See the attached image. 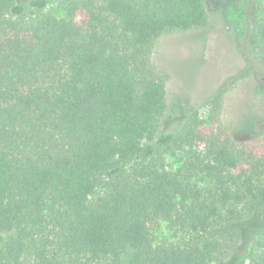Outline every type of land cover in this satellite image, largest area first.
<instances>
[{
  "label": "trees",
  "instance_id": "16d2710c",
  "mask_svg": "<svg viewBox=\"0 0 264 264\" xmlns=\"http://www.w3.org/2000/svg\"><path fill=\"white\" fill-rule=\"evenodd\" d=\"M246 2L230 86L254 109L225 123L226 89L204 114L152 62L209 27L205 0H0V264H231L264 212V0ZM256 243L264 264V224Z\"/></svg>",
  "mask_w": 264,
  "mask_h": 264
},
{
  "label": "rangeland",
  "instance_id": "374dc122",
  "mask_svg": "<svg viewBox=\"0 0 264 264\" xmlns=\"http://www.w3.org/2000/svg\"><path fill=\"white\" fill-rule=\"evenodd\" d=\"M54 1L49 8L53 9ZM210 25L205 31L170 32L157 40L152 62L165 78L170 99H189L204 114L208 107L202 105L205 98L219 89H226L222 119L232 120L235 103L237 110L254 109V99L242 96L243 80L230 86L231 76L242 68L243 62L236 52V28L249 12L246 0H205ZM234 42V43H233ZM237 46V44H236ZM240 98V100H239ZM264 224V212L258 213L246 226L242 241L231 253V264H250L251 255L257 247L256 232ZM170 239L162 226L157 240Z\"/></svg>",
  "mask_w": 264,
  "mask_h": 264
}]
</instances>
